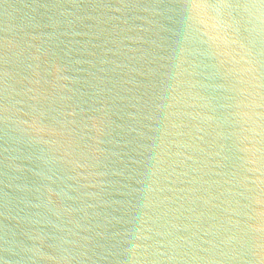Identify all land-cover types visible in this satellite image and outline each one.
<instances>
[{
	"label": "water",
	"instance_id": "95a60500",
	"mask_svg": "<svg viewBox=\"0 0 264 264\" xmlns=\"http://www.w3.org/2000/svg\"><path fill=\"white\" fill-rule=\"evenodd\" d=\"M160 3L0 0V264L264 262L258 124L204 44L223 34L206 10L165 36Z\"/></svg>",
	"mask_w": 264,
	"mask_h": 264
},
{
	"label": "snow or ice",
	"instance_id": "6c2138e0",
	"mask_svg": "<svg viewBox=\"0 0 264 264\" xmlns=\"http://www.w3.org/2000/svg\"><path fill=\"white\" fill-rule=\"evenodd\" d=\"M158 7L161 9L160 32L168 36L174 30L177 38L181 32V22L186 16L206 10L212 13L214 29L223 34V41L219 35L209 36L204 44L219 49L213 51L212 56L219 61L221 67L225 64L233 66L231 71L218 73L219 79L225 82L218 87H227L228 91L233 93L228 99L235 101L240 98L238 103L225 104L223 107L236 109L239 108L240 103H247L250 111L242 115L258 124V133L249 140L251 155L254 157L253 162L258 164L259 170L264 175V0H172L170 3L161 0ZM249 8H258L261 12L262 28L259 41L253 37L248 21L241 14L243 10ZM177 42L179 43L178 39ZM233 43L239 45L242 54L233 55L228 51ZM207 51L206 48L205 52ZM242 64L246 67H241ZM244 75H249L250 78L245 79ZM233 77L235 79H232ZM235 114L240 115V113ZM259 196L258 202L264 205V188L261 189ZM249 199L255 200V197ZM251 231L249 225V232ZM149 239L151 237L144 238L142 248L151 249ZM241 243H248V239L242 240Z\"/></svg>",
	"mask_w": 264,
	"mask_h": 264
}]
</instances>
